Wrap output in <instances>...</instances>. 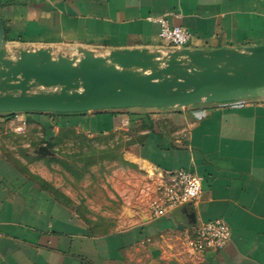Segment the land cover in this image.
<instances>
[{"label":"crops","instance_id":"0c3cea01","mask_svg":"<svg viewBox=\"0 0 264 264\" xmlns=\"http://www.w3.org/2000/svg\"><path fill=\"white\" fill-rule=\"evenodd\" d=\"M159 17L191 34L186 49L264 45V0H0L8 48L167 52L150 20ZM25 117L41 132H129L157 189L178 169L202 178V188L164 216L149 209L141 222L96 232L0 153V264H264V99ZM10 119L0 115V136L18 132ZM216 219L229 241L191 253L195 227Z\"/></svg>","mask_w":264,"mask_h":264},{"label":"water","instance_id":"95a60500","mask_svg":"<svg viewBox=\"0 0 264 264\" xmlns=\"http://www.w3.org/2000/svg\"><path fill=\"white\" fill-rule=\"evenodd\" d=\"M264 99V45L234 49L8 48L0 20V115L172 109Z\"/></svg>","mask_w":264,"mask_h":264},{"label":"rangeland","instance_id":"374dc122","mask_svg":"<svg viewBox=\"0 0 264 264\" xmlns=\"http://www.w3.org/2000/svg\"><path fill=\"white\" fill-rule=\"evenodd\" d=\"M137 145L135 136L122 131L41 132L25 126L0 136V153L96 232L141 222L158 193L156 180L141 168Z\"/></svg>","mask_w":264,"mask_h":264},{"label":"built area","instance_id":"2783aa9c","mask_svg":"<svg viewBox=\"0 0 264 264\" xmlns=\"http://www.w3.org/2000/svg\"><path fill=\"white\" fill-rule=\"evenodd\" d=\"M150 20L159 24L158 37L161 46L170 50H180L186 49L190 44L191 34L185 28L170 26L163 17ZM26 114L28 113L9 114L12 123L16 124L13 131H21L27 125ZM201 188L202 178L192 171L178 169L171 172L166 181L159 186L157 196L150 204L152 216H164L173 209L190 204L198 198ZM229 239V226L222 219H216L197 225L187 240V247L191 253L200 255L218 251Z\"/></svg>","mask_w":264,"mask_h":264}]
</instances>
